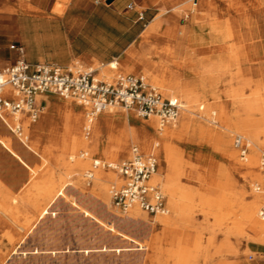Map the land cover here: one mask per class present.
Wrapping results in <instances>:
<instances>
[{"label":"rangeland","instance_id":"374dc122","mask_svg":"<svg viewBox=\"0 0 264 264\" xmlns=\"http://www.w3.org/2000/svg\"><path fill=\"white\" fill-rule=\"evenodd\" d=\"M151 6L148 18L143 20L146 27L149 21L159 13L158 6ZM207 13H209L208 18H232L236 36L231 38L223 36L220 41L213 42L204 35L205 31H201L198 37L189 41L187 32L190 24L187 11H183L177 16L176 39L172 40L164 36L159 46L161 57L166 58L171 66L173 63L180 64L183 66V71L190 73L192 77L198 76L208 80L209 76L218 72L209 67L216 45L218 43L222 45L223 53L230 55L232 54L230 44L241 45L237 38L238 35L242 43L247 45V51L251 53L252 57L255 56V50L264 54V0H215L213 7L207 9ZM150 40L153 39L150 38ZM7 44L9 45L10 41ZM134 53L139 56L142 51L140 49ZM11 54L13 53L9 52V55ZM151 61L165 62L164 59L157 57L149 58V62ZM257 61L261 62V67L252 64L253 68L248 69V63L244 60V75L253 80H262L264 84V65H262L264 58L255 62ZM131 65L137 72L123 71L119 64L117 69H112L108 65L101 66L98 63L92 64L91 67L97 70L98 78L107 81L113 80L119 74L129 72L143 75L142 66ZM177 71L181 75V69ZM226 71L233 73L234 65L226 67ZM145 78L164 95L177 96L184 103L181 94L174 92L172 79H165L163 82L157 83L147 76ZM230 87L231 83L217 84L216 81L209 80L197 82L195 85L204 104L209 103L217 106L220 104V106H225L227 102L231 101L223 94V91ZM254 88V84L245 86L244 97L251 96ZM54 96L61 97L55 94ZM68 99L76 101L74 98ZM202 106H204L203 109L195 108L190 117L195 123L202 125L204 133L208 135L204 137L198 130L194 133L192 130L181 131V140L173 139L172 143L179 146L178 153L183 160L182 167L181 164L173 166L166 175L167 180L178 188L175 198L184 205L188 215L174 216L171 214L167 204L169 193L164 188L162 181H156L161 186L166 198L167 213L163 215L170 217V224L164 227L156 221L158 216H150L137 208L145 216L149 225L154 226L153 230L148 227L133 230L122 227L119 219L125 217L126 213L121 212L112 204L110 194L111 186L115 185L118 180L117 173L102 167L92 168L91 165L93 159L121 162L130 156L120 157L117 160L104 159V157L91 152L82 156L83 148H79L71 155L73 158L70 160L68 150L63 149L56 142L51 131H47L48 133L45 135L37 136L36 143L27 140L20 142L17 139L13 147L8 149L11 156L8 152L0 150V181H4L2 184L10 190H5V192L18 193L22 200H25L27 196L34 198V204L26 201L20 203L19 223L23 222L26 215L32 219H38V221L45 215L47 217L45 221L32 228V233L27 236L20 247H18L17 241L30 224L24 229L11 225L0 227V264H264V243L252 240L249 234L244 237L235 234L232 221L229 220L232 217L230 213L232 205L236 203L232 199L237 196H239L237 202L241 199L252 201L257 198L259 193L261 194L259 198L263 201L259 207L264 205V180L261 175L260 159L264 152L262 146L264 124L260 121L258 140L252 142L245 133L237 131L236 127L232 126L241 119H247L249 117L247 112H236L232 107L227 118L228 124L225 125L218 120L217 116L214 120V117L204 115L205 105L202 104ZM112 109L117 112L128 111L119 106H113ZM129 111L134 113L138 121L146 120L137 116L134 110L129 109ZM181 113L180 111L175 121L164 124V127L178 124ZM39 117L40 113L36 119H31L25 114L17 115V122H15L16 125L21 126L22 137L26 138L27 136L24 135L26 133L25 126L22 124L23 120L29 119L35 123L34 120L37 121ZM151 117L159 122L158 117ZM85 132L89 133V130L85 129ZM237 135H241L249 142L245 156L247 159L242 158L239 150L234 146V138ZM133 146H135L134 143L129 144V155H131ZM139 151L144 154H152L140 148ZM251 155L257 157L258 177H253V174L251 175L246 168ZM77 160L86 161V163L73 165L70 170L65 168L67 162L75 163ZM86 170L90 173L102 170L101 172L105 175L111 174V177L110 175L103 176L104 178L101 179L109 189V191L107 190L108 205L98 204L92 197L95 177L94 174L91 178L85 176L83 173ZM67 173L70 175L68 176ZM74 175L80 177L87 190H81V183L72 179ZM259 178L260 180H258ZM257 185L261 186L260 190L256 189ZM0 191V194L4 192V190ZM187 191H194L192 198L185 197ZM203 192L209 198L226 197L229 202L223 211L225 214L229 213L227 222L216 226L211 215L202 211L198 204ZM72 202L79 203L96 218L83 216L81 212L75 211L70 206ZM33 224L35 225V223ZM211 226L217 228L213 235L209 231ZM6 232L13 235L12 242L5 238ZM124 245L127 246V250L119 252L115 250L116 248L117 250L121 249ZM34 248L45 251L32 254ZM93 248H97V250H92ZM109 248L110 250H102ZM15 250L16 252L13 253Z\"/></svg>","mask_w":264,"mask_h":264},{"label":"bare ground","instance_id":"6f19581e","mask_svg":"<svg viewBox=\"0 0 264 264\" xmlns=\"http://www.w3.org/2000/svg\"><path fill=\"white\" fill-rule=\"evenodd\" d=\"M145 1L146 4L158 6L159 13L141 34L139 44L142 54L136 56L134 51H130V55L135 58L133 65L136 64L143 67L142 72L144 77L147 76L157 83L163 82L165 79L173 80L174 92L176 94H181V98L184 102L182 103V113L179 123L164 127V125H161L157 122V119L153 117H149L144 121H138L134 113L129 111V109H127L128 111L126 112H117L110 106L104 108L95 116L90 117L88 106L85 103L68 99L70 97H57L51 93L41 94L38 95V98H44L46 104L40 111L39 119L37 121L34 120L35 123L31 122L29 119L23 120L22 124L25 126L26 134L24 135H27L26 138L22 137V132L19 133L16 130V126H18L16 125L18 114H15L13 117H7L3 114L8 115L9 113L0 112V150L10 154L11 152L8 149L13 147L17 139L20 142L27 140L36 143V140H38L37 136L45 135L48 133L47 131H51L56 142L63 147V149L68 150L70 160L73 158L71 155L79 148H83V152L81 153L82 156L91 152L109 160H117L120 157L125 158L127 156L131 157L128 153L129 144L134 143L135 147L138 149L140 148L145 152H150L155 155L158 162V170L153 175L152 180L154 182H163L164 188L169 193L167 204L171 214L174 216H179L181 214L188 215L184 205L181 204L180 200L175 198V192L178 191V188L168 181L166 177L168 171L173 166L181 164L182 167L183 164L181 155L178 153L179 146L174 145L172 140H181V131L187 132L192 130L194 133L198 130L204 137L208 135L204 133L201 127L202 125H198L190 117V114L195 108L203 109V104L205 105V109L203 110L204 115L206 114L208 117H214V120H216L215 117L217 116L219 117L218 120L222 121L225 125L228 124L227 118L232 107L235 108L236 112H247L249 114L247 119H241V121L236 122L232 126L236 127L237 131L245 133L252 142L257 141L260 123L262 122L264 124V84L262 80H253L244 75L243 63L244 60L247 61L248 69L253 68L252 64L261 67V62L255 61L264 58V54L263 52L255 50V56L252 57L251 53L247 51V45L242 43L239 35L237 38L241 45L235 46L234 43L230 44V50L232 51L230 55L228 53H223L222 45L218 43L213 50V56L209 63V67L216 69L218 72L209 76L208 80L216 81L217 84L231 83V87L223 91L225 97L229 98L231 101L227 102L225 106H220L221 104L218 106L209 103L204 104L196 90L199 87L195 88V85L197 82L208 80L199 78L198 76L192 77L190 73L183 71L182 65L180 66V64L173 63V66H171L166 58L161 57L159 46L162 37L166 36L172 40L176 39V33L178 31L177 16L183 11H187V18L189 19L188 22L190 25L187 32L189 41L198 37L201 31H205L204 35L213 42L220 41L223 36H228L229 38L234 37L236 36L234 32V20H232V18H208L209 13H207V9L213 7L215 0ZM150 38L153 40L151 41ZM148 57L162 58L165 62H149ZM230 65H234L233 73L226 71V67L228 68ZM262 65H264V61H262ZM108 67L117 69L118 63L112 61L108 64ZM178 69H181V75L177 71ZM125 71L137 72L132 65L126 68ZM103 75L106 76V74ZM253 84L255 88L251 96L244 97V87L252 86ZM85 129L89 130V133H86ZM200 133H198V135ZM262 146L264 147V141L262 142ZM85 163L86 161L82 160H77L75 163L67 162L65 168L70 170L73 165H82ZM256 167L257 157L255 155L249 156L246 168L251 175L253 174V177H258L259 174V172L256 171ZM101 171L102 170H97L95 173H91V176L94 174L95 177L94 194L92 197L98 204L108 205L109 198L107 196V190L109 191V189H107L105 183L101 181V179L104 178L103 176L108 177L110 175L111 177V174L105 175ZM88 172L89 171L86 170L83 174L88 176ZM164 173L166 174L164 175ZM67 175L69 176L70 174L67 173ZM117 176L118 180L115 182V185L120 183L119 175L116 174V178ZM72 179L81 183L82 191L87 190L79 176L74 175ZM258 180H260V178ZM3 182L0 181V190H4V192L0 194V227L11 225L24 229L25 226L27 227V225L30 224L26 228L25 233L17 241L18 247H20L27 236L32 233V228L36 227V224L45 221L47 217L45 215L38 221V219L35 220L29 215H26L23 218V222L20 224L18 221L20 218L18 215L20 203L26 201L34 204V198L33 196H27L25 200H22L18 193L5 192V190H10L2 184ZM193 195L194 191H187L185 193L186 198H192ZM259 196H261V194L258 193L257 198L252 201L241 199L237 202L239 196L233 198L232 200L236 203L232 205L233 208L230 210L232 214L231 218L228 216L229 213L225 214L223 211L225 205L229 202L226 197L221 199L209 198L203 192L200 196L198 206L202 211L211 215V219H213V223H215L216 226H220L227 222L229 218L234 226L233 231L235 234L237 233L242 237L249 234L252 240L264 243V219L259 217V206L263 201ZM70 206H72L75 211L81 212L83 216H88L93 219L96 218L95 215H92L90 211L83 208L77 202H72ZM6 208L8 209L5 210ZM124 216L125 217H120L119 222L125 229L133 230L146 227H148V229H154V226L149 225L145 216H143L136 207L130 209ZM156 216H158L156 221L164 225V227L170 224L169 216ZM186 219H188V217H186ZM33 223H35V225ZM216 229L215 226L209 227L211 235L215 234ZM4 236L8 241H13V235L10 232H6ZM126 247L124 245L121 249L117 250L116 248L115 250L118 252L121 250L125 251L127 250ZM92 250H97V248H93ZM102 250L106 251L110 250V248ZM44 251L43 249L34 248L32 254H38ZM15 252L16 250L13 253ZM52 253L55 252L52 251Z\"/></svg>","mask_w":264,"mask_h":264},{"label":"built area","instance_id":"2783aa9c","mask_svg":"<svg viewBox=\"0 0 264 264\" xmlns=\"http://www.w3.org/2000/svg\"><path fill=\"white\" fill-rule=\"evenodd\" d=\"M127 7L132 6L128 4ZM10 47L23 53L22 48L16 44ZM48 93L85 103L90 117L108 106H119L134 110L137 116L144 119L156 116L164 125L175 121L182 109L179 97L164 95L142 74H119L107 81L98 78L91 68L84 69L75 64L67 67L54 63L33 65L21 55L13 63L0 68V112L25 114L35 119L42 109L41 102L37 100L38 95ZM16 130L21 133V126H16ZM234 146L240 156L245 158L248 140L237 135ZM260 159L264 180V152ZM91 165L92 168L113 170L119 175L120 183L111 186L110 194L112 204L121 212L127 213L136 207L153 217L167 213L166 198L161 186L152 180L157 170L153 154H144L133 146L131 157L126 160L106 162L93 159ZM88 178H91L89 172ZM260 187L257 185L256 189L260 190ZM259 217L264 219V206L259 210Z\"/></svg>","mask_w":264,"mask_h":264},{"label":"crops","instance_id":"0c3cea01","mask_svg":"<svg viewBox=\"0 0 264 264\" xmlns=\"http://www.w3.org/2000/svg\"><path fill=\"white\" fill-rule=\"evenodd\" d=\"M150 9L145 0H0V65L6 63L0 68L21 55L33 65L79 64L84 69L116 61L124 71L135 59L130 51L141 49L143 20ZM37 100L43 108L45 99Z\"/></svg>","mask_w":264,"mask_h":264}]
</instances>
